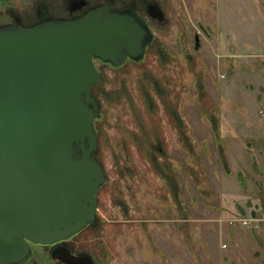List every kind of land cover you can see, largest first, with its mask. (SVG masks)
Here are the masks:
<instances>
[{
  "label": "rangeland",
  "instance_id": "rangeland-1",
  "mask_svg": "<svg viewBox=\"0 0 264 264\" xmlns=\"http://www.w3.org/2000/svg\"><path fill=\"white\" fill-rule=\"evenodd\" d=\"M104 1L69 12L65 0H0V22L77 17ZM113 4H134L152 38L140 59H94L105 179L69 248L94 264H264V0ZM47 249L25 264H66Z\"/></svg>",
  "mask_w": 264,
  "mask_h": 264
},
{
  "label": "water",
  "instance_id": "water-1",
  "mask_svg": "<svg viewBox=\"0 0 264 264\" xmlns=\"http://www.w3.org/2000/svg\"><path fill=\"white\" fill-rule=\"evenodd\" d=\"M146 9L163 19L156 2ZM151 38L134 6L0 27V263L23 259L29 241L65 239L95 219L105 173L93 156L99 102L90 88L102 76L94 59H140ZM59 258L94 264L66 246Z\"/></svg>",
  "mask_w": 264,
  "mask_h": 264
},
{
  "label": "flooded vegetation",
  "instance_id": "flooded-vegetation-1",
  "mask_svg": "<svg viewBox=\"0 0 264 264\" xmlns=\"http://www.w3.org/2000/svg\"><path fill=\"white\" fill-rule=\"evenodd\" d=\"M88 2V0H65L64 2V6L67 10H69V12H73L74 10H77V9H81L84 5H86ZM100 5H109L111 7H117V8H124L126 6H134V8L136 9L135 5L134 4H129V5H125V6H122V7H119V6H116L113 4V0H105L104 2H100L98 4H95L91 7H89L87 10L93 8V7H97V6H100ZM39 7V12L40 13H44L45 11L44 10H48V7ZM44 8V9H43ZM86 10V11H87ZM147 10V9H146ZM32 10H27L24 12V20L25 21H32L36 18L35 16V13L32 11ZM85 11V12H86ZM54 13H61L60 10H54ZM82 15V14H81ZM80 16V15H79ZM78 17V16H77ZM71 18H75V17H46L40 21H37V22H34V23H30V24H25L23 21H22V18L21 16H19L18 14H15L13 15V18L12 19H9L8 21H4V22H0V27H3V26H8V25H14V24H21V25H24V26H30V25H34L38 22H41V21H44V20H47V19H71ZM91 89V88H90ZM37 245H46L48 246V254H46L47 256H49L52 260V263L54 262H63V263H66L68 264L67 262L61 260L59 258V253H60V248H62V246H66L71 252H73L69 246H68V243H67V238L65 239H61V240H57V241H54V242H50V243H39V242H31L29 241V252L28 254L21 260H18L16 262H6V263H0V264H25L26 261H28L30 258H31V255H32V249L34 246H37ZM75 253V252H73Z\"/></svg>",
  "mask_w": 264,
  "mask_h": 264
},
{
  "label": "trees",
  "instance_id": "trees-1",
  "mask_svg": "<svg viewBox=\"0 0 264 264\" xmlns=\"http://www.w3.org/2000/svg\"><path fill=\"white\" fill-rule=\"evenodd\" d=\"M91 91V90H90ZM94 153V152H93ZM94 156V155H93ZM89 224V223H88Z\"/></svg>",
  "mask_w": 264,
  "mask_h": 264
}]
</instances>
